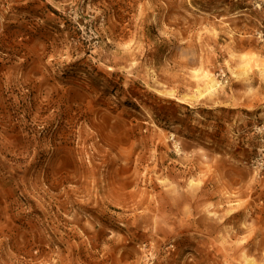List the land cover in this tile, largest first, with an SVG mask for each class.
I'll return each mask as SVG.
<instances>
[{"label":"rangeland","instance_id":"obj_1","mask_svg":"<svg viewBox=\"0 0 264 264\" xmlns=\"http://www.w3.org/2000/svg\"><path fill=\"white\" fill-rule=\"evenodd\" d=\"M0 264H264V0H0Z\"/></svg>","mask_w":264,"mask_h":264},{"label":"bare ground","instance_id":"obj_2","mask_svg":"<svg viewBox=\"0 0 264 264\" xmlns=\"http://www.w3.org/2000/svg\"><path fill=\"white\" fill-rule=\"evenodd\" d=\"M213 86H215V85H212L211 87L213 88Z\"/></svg>","mask_w":264,"mask_h":264}]
</instances>
